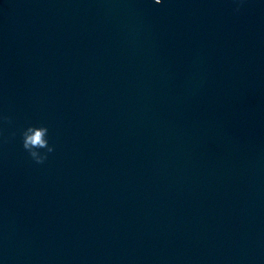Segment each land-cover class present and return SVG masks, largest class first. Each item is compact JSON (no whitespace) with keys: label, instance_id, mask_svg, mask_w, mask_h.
<instances>
[{"label":"clouds","instance_id":"obj_1","mask_svg":"<svg viewBox=\"0 0 264 264\" xmlns=\"http://www.w3.org/2000/svg\"><path fill=\"white\" fill-rule=\"evenodd\" d=\"M155 4L159 5L162 0H154ZM237 3L236 11H239V5L243 3V0H235ZM4 119H8L4 117ZM48 135V128L46 126H28L21 133L22 147L33 161L37 164H42L47 159L49 153L54 151V146L49 145V141L46 138ZM41 149H45V152H41Z\"/></svg>","mask_w":264,"mask_h":264}]
</instances>
